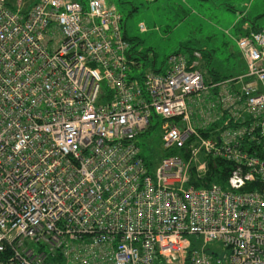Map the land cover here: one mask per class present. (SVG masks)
<instances>
[{
	"label": "built area",
	"instance_id": "2783aa9c",
	"mask_svg": "<svg viewBox=\"0 0 264 264\" xmlns=\"http://www.w3.org/2000/svg\"><path fill=\"white\" fill-rule=\"evenodd\" d=\"M237 45V78L139 74L106 0H0V264H264V29Z\"/></svg>",
	"mask_w": 264,
	"mask_h": 264
},
{
	"label": "rangeland",
	"instance_id": "374dc122",
	"mask_svg": "<svg viewBox=\"0 0 264 264\" xmlns=\"http://www.w3.org/2000/svg\"><path fill=\"white\" fill-rule=\"evenodd\" d=\"M14 3L16 0H9ZM85 2L87 0H79ZM123 17V34L139 60L137 73L162 72L175 53L200 51V67L221 79L246 72L237 40L244 32L264 29V0H106ZM146 27L142 32L140 25ZM226 32H230L229 37ZM141 53V54H140ZM211 76V75H210ZM139 137L142 156L153 172L164 157L163 121ZM202 244L197 239L196 247ZM215 249L219 244L210 245Z\"/></svg>",
	"mask_w": 264,
	"mask_h": 264
},
{
	"label": "trees",
	"instance_id": "16d2710c",
	"mask_svg": "<svg viewBox=\"0 0 264 264\" xmlns=\"http://www.w3.org/2000/svg\"><path fill=\"white\" fill-rule=\"evenodd\" d=\"M82 3H84V2H82ZM255 30H259V29H255ZM194 51H189L188 52V54L187 55H189V56H192V53H193ZM207 72H206V76H207V79L209 80V79H214V81H220V80H223V79H221L218 75H214L213 73H212V71L211 70H206ZM211 75V76H210ZM214 178H218V180H220V181H223L224 180V177H217V176H212V177H209L208 179L209 180H212V179H214ZM0 259H1V256H0Z\"/></svg>",
	"mask_w": 264,
	"mask_h": 264
},
{
	"label": "flooded vegetation",
	"instance_id": "af4514ba",
	"mask_svg": "<svg viewBox=\"0 0 264 264\" xmlns=\"http://www.w3.org/2000/svg\"><path fill=\"white\" fill-rule=\"evenodd\" d=\"M205 72H207V71H205Z\"/></svg>",
	"mask_w": 264,
	"mask_h": 264
}]
</instances>
